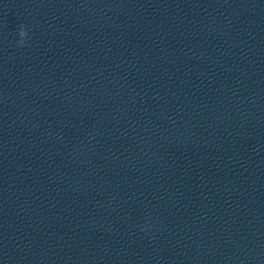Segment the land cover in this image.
<instances>
[{"label":"clouds","instance_id":"1","mask_svg":"<svg viewBox=\"0 0 264 264\" xmlns=\"http://www.w3.org/2000/svg\"><path fill=\"white\" fill-rule=\"evenodd\" d=\"M19 36L21 37L19 44L23 45L24 44V38H26L28 36V32L26 31L24 26H21V29L19 31Z\"/></svg>","mask_w":264,"mask_h":264}]
</instances>
